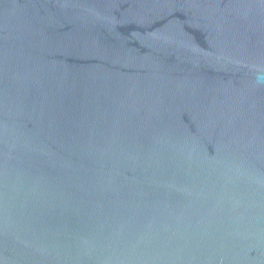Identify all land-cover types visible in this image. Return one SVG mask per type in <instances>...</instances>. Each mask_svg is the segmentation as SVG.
<instances>
[{
    "label": "water",
    "instance_id": "1",
    "mask_svg": "<svg viewBox=\"0 0 264 264\" xmlns=\"http://www.w3.org/2000/svg\"><path fill=\"white\" fill-rule=\"evenodd\" d=\"M0 264H264V0H0Z\"/></svg>",
    "mask_w": 264,
    "mask_h": 264
}]
</instances>
